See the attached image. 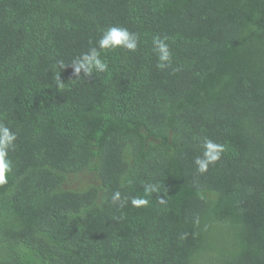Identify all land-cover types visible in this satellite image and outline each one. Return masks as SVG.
<instances>
[{
    "label": "trees",
    "instance_id": "obj_1",
    "mask_svg": "<svg viewBox=\"0 0 264 264\" xmlns=\"http://www.w3.org/2000/svg\"><path fill=\"white\" fill-rule=\"evenodd\" d=\"M110 26L136 51L74 75ZM0 123V264H264V0H0Z\"/></svg>",
    "mask_w": 264,
    "mask_h": 264
},
{
    "label": "clouds",
    "instance_id": "obj_2",
    "mask_svg": "<svg viewBox=\"0 0 264 264\" xmlns=\"http://www.w3.org/2000/svg\"><path fill=\"white\" fill-rule=\"evenodd\" d=\"M138 41V35L130 32L124 27H108L103 31L95 46L90 47L88 51L82 53L73 60L71 65L74 75L79 77L81 72H83L85 77H90L94 72H106L108 70V65L101 59V51L107 52L122 48L134 52L138 47ZM166 41L167 37H157L154 38L152 42L153 52L157 57L156 67L159 70L171 67L172 63L173 54ZM61 67H65L63 62H61ZM16 139V133L11 131L9 127L0 123V186L8 183V174L12 172V162L9 159V152L14 149ZM201 147L202 154L196 157L194 163L197 172L203 174L208 171L210 165L215 164L221 158V154L224 152V146L205 137ZM157 191V186L154 184H147L144 186L145 197ZM145 197L131 198L132 206H147L149 201ZM111 199L113 203L120 201L121 193L119 191L115 192Z\"/></svg>",
    "mask_w": 264,
    "mask_h": 264
}]
</instances>
